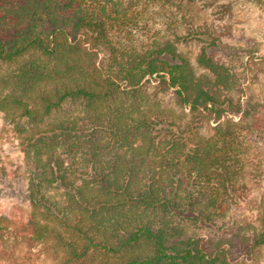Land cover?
<instances>
[{
    "label": "trees",
    "instance_id": "trees-1",
    "mask_svg": "<svg viewBox=\"0 0 264 264\" xmlns=\"http://www.w3.org/2000/svg\"><path fill=\"white\" fill-rule=\"evenodd\" d=\"M160 1L0 0V113L18 128L17 181L31 207L28 221L0 214V246H52L62 264H242L260 254L264 193L247 194V138L263 137L264 104L222 56L234 49L229 29L168 15L164 33L133 46L148 14L137 8ZM192 42L194 57L181 46ZM240 202L255 205L254 219Z\"/></svg>",
    "mask_w": 264,
    "mask_h": 264
},
{
    "label": "rangeland",
    "instance_id": "rangeland-1",
    "mask_svg": "<svg viewBox=\"0 0 264 264\" xmlns=\"http://www.w3.org/2000/svg\"><path fill=\"white\" fill-rule=\"evenodd\" d=\"M164 4L166 5H163L161 0L151 8H137L139 11L147 10L148 14L146 20L134 28L132 45L138 48L147 46L154 34L164 33L168 15L181 22L184 17L193 18L196 24L206 23L229 29L233 38L230 37L227 41L234 49L222 56L238 72H246V97L264 104L263 6L254 0H166ZM221 4H227L229 7L225 18L220 12ZM181 31L185 33L186 30L183 31L182 28ZM181 46L192 57L199 50V44L195 42ZM147 93L153 96L155 88L150 86ZM158 98L161 108L175 110L176 106L169 95L159 93ZM20 124L27 131L33 127L27 119H21ZM247 139L251 145L250 156L256 164L249 168L250 174L246 180L247 194L252 200L258 201L264 193V134L262 138H258L256 134L249 135ZM20 142L18 128L5 118L4 113H0V214L28 221L31 217L30 203L26 198L25 188L17 181V173L20 174L25 164ZM5 171L8 174L6 179ZM8 185L13 188L10 190ZM240 211L245 212L248 218H255V205L252 203L240 202ZM63 260V252L52 249V246L36 245L30 248L28 245L15 246L11 241L0 246V264H62ZM242 264H264V246L256 260Z\"/></svg>",
    "mask_w": 264,
    "mask_h": 264
}]
</instances>
